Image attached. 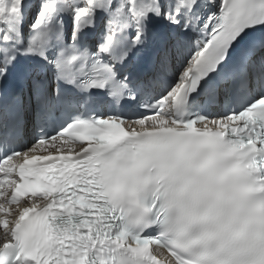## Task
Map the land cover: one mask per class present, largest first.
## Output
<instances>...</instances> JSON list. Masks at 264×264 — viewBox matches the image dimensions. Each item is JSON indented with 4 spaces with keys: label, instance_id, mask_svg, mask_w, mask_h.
I'll list each match as a JSON object with an SVG mask.
<instances>
[{
    "label": "snow or ice",
    "instance_id": "obj_1",
    "mask_svg": "<svg viewBox=\"0 0 264 264\" xmlns=\"http://www.w3.org/2000/svg\"><path fill=\"white\" fill-rule=\"evenodd\" d=\"M0 264H264V0H0Z\"/></svg>",
    "mask_w": 264,
    "mask_h": 264
},
{
    "label": "bare ground",
    "instance_id": "obj_2",
    "mask_svg": "<svg viewBox=\"0 0 264 264\" xmlns=\"http://www.w3.org/2000/svg\"><path fill=\"white\" fill-rule=\"evenodd\" d=\"M13 207H15V206H13Z\"/></svg>",
    "mask_w": 264,
    "mask_h": 264
}]
</instances>
